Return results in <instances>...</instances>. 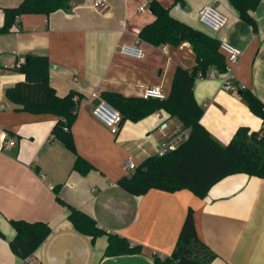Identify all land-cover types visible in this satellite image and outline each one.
Returning a JSON list of instances; mask_svg holds the SVG:
<instances>
[{
    "label": "crops",
    "instance_id": "0c3cea01",
    "mask_svg": "<svg viewBox=\"0 0 264 264\" xmlns=\"http://www.w3.org/2000/svg\"><path fill=\"white\" fill-rule=\"evenodd\" d=\"M23 0H0V29L5 8ZM95 0H73L66 10L50 16L24 15L10 33H0V264H21L10 242L11 220L44 222L52 232L31 259L35 264H155L154 256L170 257L189 209L199 239L215 254L211 264H264V179L234 174L215 184L201 199L189 190L169 193L152 189L143 196L125 191L119 181L129 177V163L139 166L156 155L160 143L177 138L183 126L164 110L123 123L119 133L93 115L105 93L141 98L147 88L161 86L168 96L177 68L192 69L195 54L189 43L155 47L139 33L155 21L148 0H107L100 12ZM176 19L237 47L242 56L233 85H242L264 103V0L252 13L256 29L240 19L228 0H158ZM215 5L228 17L219 33L208 31L199 11ZM143 7V10L141 8ZM124 44H139L143 60L125 57ZM27 55L47 56L51 85L59 96L82 95L72 134L78 154L95 169L73 171L75 155L51 137L58 121L53 115L18 110L6 90L25 77L14 66ZM203 108L202 124L227 145L241 127L257 132L263 121L248 107L240 90L223 89L221 76L210 74L195 84ZM15 142L5 146L1 135ZM181 142L178 144V146ZM67 204L93 217L109 233L141 245L143 253L106 257V236L82 234L68 220L69 210L56 200L55 188Z\"/></svg>",
    "mask_w": 264,
    "mask_h": 264
},
{
    "label": "trees",
    "instance_id": "16d2710c",
    "mask_svg": "<svg viewBox=\"0 0 264 264\" xmlns=\"http://www.w3.org/2000/svg\"><path fill=\"white\" fill-rule=\"evenodd\" d=\"M241 20L256 29L252 13L262 0H228ZM73 0H23L18 6L5 8L4 25L0 33H10L20 17L24 15H45L66 10ZM155 21L146 25L139 33L142 41L155 47L170 45L179 47L189 43L195 54L192 69L177 68L170 94L163 100L128 98L120 94L105 93L102 99L117 109L126 121L139 122L158 110H164L172 119L179 120L184 130L190 131L189 139L176 150L164 156L154 155L146 159L129 177L119 181V185L134 196H143L152 189L169 193L189 190L204 199L211 188L224 178L234 174H247L264 179V103L247 88L240 92L251 112L263 121V127L251 132L241 127L229 144L217 141L202 124L203 108L195 98V84L200 75L207 77L211 69L221 75L226 71L227 59L220 50L221 41L212 35L193 28L172 16L171 10L158 0H148ZM185 0H174V4ZM51 63L47 56L27 55L19 72L25 77L6 90V98L18 110L38 115H53L58 118L51 137L61 142L75 157L73 171L88 174L95 167L81 157L75 146L72 127L82 95L76 91L59 96L50 80ZM123 125V124H122ZM57 202L69 210L68 220L77 231L96 240L108 238L106 257L143 253L141 245L130 242L125 237L109 233L98 225L88 214L65 203L55 188ZM15 237L10 248L21 264L32 259L36 251L52 232L48 223L11 220ZM0 236L4 235L0 232ZM216 254L203 243L197 234L193 210L189 209L181 229L178 242L170 257L154 256L155 264H211Z\"/></svg>",
    "mask_w": 264,
    "mask_h": 264
},
{
    "label": "built area",
    "instance_id": "2783aa9c",
    "mask_svg": "<svg viewBox=\"0 0 264 264\" xmlns=\"http://www.w3.org/2000/svg\"><path fill=\"white\" fill-rule=\"evenodd\" d=\"M94 6L100 12H106L109 9L107 0H95ZM143 10V7L141 8ZM200 23L210 32L219 33L228 24V17L221 12L215 5H207L201 8L199 11ZM221 52L227 59L226 71L223 75L219 73L217 69H211L210 74L213 76H221L223 79V89L226 91L237 92L240 89H245L242 85H233V73L236 65L239 63L242 52L226 41H221L220 45ZM119 52L121 55L133 59L143 60L146 58V53L139 44H124L120 46ZM23 63H18L14 66L15 69H20ZM199 78H204L200 75ZM93 97L97 99V103L93 110V115L100 120L105 126H107L111 133L117 135L123 124V117L121 113L109 105L105 100L95 93ZM142 97L144 99L154 98L163 100L167 96L161 86H153L147 88ZM190 136L189 130H183L180 132L177 138L166 139L160 143V147L156 153L158 156H164L167 153L176 150L184 141L188 140ZM2 142L5 146L13 147L15 142L11 140L8 135L4 132L1 135ZM181 144L178 146V144ZM137 166L129 163L128 170L135 171ZM27 264H35L31 259L26 261Z\"/></svg>",
    "mask_w": 264,
    "mask_h": 264
},
{
    "label": "water",
    "instance_id": "95a60500",
    "mask_svg": "<svg viewBox=\"0 0 264 264\" xmlns=\"http://www.w3.org/2000/svg\"><path fill=\"white\" fill-rule=\"evenodd\" d=\"M181 6H184V3H181Z\"/></svg>",
    "mask_w": 264,
    "mask_h": 264
}]
</instances>
